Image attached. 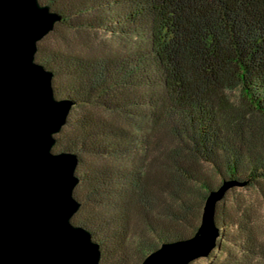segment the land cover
<instances>
[{
	"label": "trees",
	"instance_id": "1",
	"mask_svg": "<svg viewBox=\"0 0 264 264\" xmlns=\"http://www.w3.org/2000/svg\"><path fill=\"white\" fill-rule=\"evenodd\" d=\"M40 2L61 20L35 60L72 103L53 152L78 156L72 221L101 264L193 236L223 180L242 185L217 205L207 264H264L245 193L264 198V0Z\"/></svg>",
	"mask_w": 264,
	"mask_h": 264
},
{
	"label": "water",
	"instance_id": "2",
	"mask_svg": "<svg viewBox=\"0 0 264 264\" xmlns=\"http://www.w3.org/2000/svg\"><path fill=\"white\" fill-rule=\"evenodd\" d=\"M60 15L40 0H0V264H101L100 246L72 219L78 156L53 152L72 103L56 97L53 73L35 60ZM241 183L211 191L196 233L165 242L141 264H190L219 235L217 205Z\"/></svg>",
	"mask_w": 264,
	"mask_h": 264
},
{
	"label": "rangeland",
	"instance_id": "3",
	"mask_svg": "<svg viewBox=\"0 0 264 264\" xmlns=\"http://www.w3.org/2000/svg\"><path fill=\"white\" fill-rule=\"evenodd\" d=\"M54 31H55V27H54V29L52 31H50L46 35V36L50 35V37H49L50 40H52L55 37L54 35H51V33L54 32ZM65 35H67V33ZM230 95H231V97L233 99H236L237 95H238V92L236 90H233L232 92H230ZM245 193L248 196V198L250 199V201L252 202L253 207L256 209V211H264V198L259 195L258 190L256 188L248 190ZM259 224H260V228H259L260 233L264 237V220L263 219L259 220ZM208 257L209 256L199 258V259H197V261L194 264H207V262H208L207 258Z\"/></svg>",
	"mask_w": 264,
	"mask_h": 264
}]
</instances>
